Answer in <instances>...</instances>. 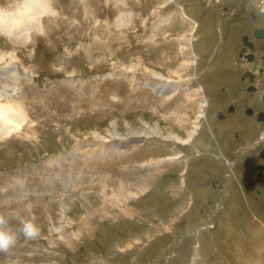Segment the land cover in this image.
<instances>
[{
  "label": "rangeland",
  "instance_id": "rangeland-1",
  "mask_svg": "<svg viewBox=\"0 0 264 264\" xmlns=\"http://www.w3.org/2000/svg\"><path fill=\"white\" fill-rule=\"evenodd\" d=\"M28 1L0 0V15ZM48 2L31 34L0 32L1 105L17 95L27 115L0 137V264H264L255 154L235 162L234 129L216 125L218 142L205 120L208 89L244 88L239 39L217 52V26L181 0Z\"/></svg>",
  "mask_w": 264,
  "mask_h": 264
},
{
  "label": "flooded vegetation",
  "instance_id": "flooded-vegetation-1",
  "mask_svg": "<svg viewBox=\"0 0 264 264\" xmlns=\"http://www.w3.org/2000/svg\"><path fill=\"white\" fill-rule=\"evenodd\" d=\"M178 7L194 24L197 22L199 25L198 20L202 18L210 25L217 26L219 38L216 43L221 45L217 52L227 54L230 51L228 41L232 43L239 39V43L232 46L230 52L234 56L235 74L243 82L244 88L234 90L231 94L222 93L227 91L224 85L220 87L221 92L219 88L208 89L210 100L207 101L205 120L209 130L220 137L218 142L221 141L219 131L227 124L234 129L225 128L227 135L236 139L230 148L234 146L233 152H237L240 146L244 147L243 152L238 150L239 153L235 154V162L246 153L255 154L251 158L253 163L250 167L247 166L248 174L245 179L248 180V188L258 189V194L263 193L264 0H181ZM214 55L212 51L211 57ZM203 83L204 91L212 86V83ZM219 124L223 128L215 130L214 127ZM232 124L241 125L242 128ZM222 133L225 134L224 129ZM231 149L222 148L221 159L229 160ZM235 162L227 163V169L236 168ZM239 167L241 166L238 165Z\"/></svg>",
  "mask_w": 264,
  "mask_h": 264
},
{
  "label": "bare ground",
  "instance_id": "bare-ground-1",
  "mask_svg": "<svg viewBox=\"0 0 264 264\" xmlns=\"http://www.w3.org/2000/svg\"><path fill=\"white\" fill-rule=\"evenodd\" d=\"M43 1H39V2L34 3V1L31 0V1L26 2L25 3V10L23 12H18V16L16 18L15 17L10 18V17H5V16L0 15V32H4L7 34L10 33L12 35L16 34V33L20 34L23 32H27L29 34L32 31V28L34 26L38 27V25H40L41 20H43L42 16L44 14L54 12V9L51 7L48 0H43ZM50 8H52L53 11H51ZM12 14H14V13H12ZM0 59H2V57ZM15 64L16 63H14L13 61L10 64H8V67L5 69V73H7L11 76H16L17 71H16V65ZM154 84H156V83H154ZM162 87H164V86H162ZM4 96H7V98H6L7 99V103H6L7 105H4V106L1 105L4 103L1 102V97H0V108H1V111H0V137H1V133H5V135H6V133L9 134L10 132H12L10 130L11 128L9 129V125L11 123L14 125L15 130L17 131L21 128V126L27 120V115H25L26 113L23 114V112H22L23 110H21V106H20V101L17 99V95L12 94V97H9L8 95H4ZM197 126L198 125H196V127ZM148 127H150V126H148ZM151 130L154 133H158V132L163 133V131L158 126L156 127V129L152 128ZM113 132H110V134L112 135ZM193 133H194V131H192L189 134V138L187 140H189L193 136ZM116 135H119V133H116ZM95 136H96V139L101 140V141H106V139H108L107 136H105L99 132H95ZM173 138L176 140L182 141V139L179 136H174Z\"/></svg>",
  "mask_w": 264,
  "mask_h": 264
}]
</instances>
